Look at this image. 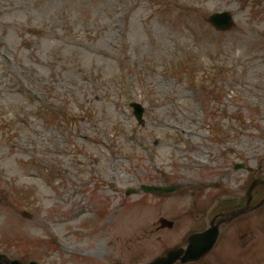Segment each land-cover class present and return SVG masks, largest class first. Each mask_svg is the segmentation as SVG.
I'll return each mask as SVG.
<instances>
[{
  "label": "rangeland",
  "instance_id": "rangeland-1",
  "mask_svg": "<svg viewBox=\"0 0 264 264\" xmlns=\"http://www.w3.org/2000/svg\"><path fill=\"white\" fill-rule=\"evenodd\" d=\"M263 169L264 0H0V254L145 264ZM159 172L177 194L123 196ZM160 218L174 226L155 233ZM196 264H264V207Z\"/></svg>",
  "mask_w": 264,
  "mask_h": 264
},
{
  "label": "water",
  "instance_id": "water-1",
  "mask_svg": "<svg viewBox=\"0 0 264 264\" xmlns=\"http://www.w3.org/2000/svg\"><path fill=\"white\" fill-rule=\"evenodd\" d=\"M209 21L223 29L230 27V18L227 13L214 14L209 18ZM134 115L138 118L142 110L136 107ZM145 190H154L149 187H145ZM217 236L216 229L209 230L204 233L195 234L189 238V246L185 251L171 250L167 253L166 257L157 259L150 264H172L176 260H181L182 263L198 259L206 254L212 247L215 238Z\"/></svg>",
  "mask_w": 264,
  "mask_h": 264
}]
</instances>
